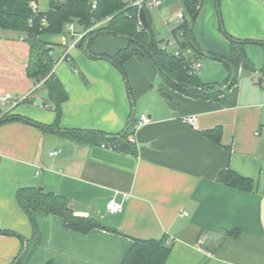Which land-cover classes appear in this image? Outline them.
I'll return each instance as SVG.
<instances>
[{"label": "crops", "instance_id": "crops-1", "mask_svg": "<svg viewBox=\"0 0 264 264\" xmlns=\"http://www.w3.org/2000/svg\"><path fill=\"white\" fill-rule=\"evenodd\" d=\"M53 1L39 0V11H50ZM189 1L163 0L148 11L161 48L174 40L180 13L190 21ZM75 29L86 31L76 23ZM2 31L0 95L14 91L23 100L31 94L32 105L21 102L3 112L7 106L0 103V116H7L0 124V232H6L0 233V264H12L32 235L17 203L25 187L68 199L75 215L95 216L103 227L84 235L65 229L56 216L36 214L42 241L29 264H122L137 240H163L170 249L165 264H264V69L260 89L248 91L237 82L217 99L195 98L169 86L148 54L129 58L122 73L111 60L129 46L120 36L88 39L71 50L70 61L62 60L74 38L65 28L41 37L52 47L50 73L67 94L58 119L48 89L28 74L26 35ZM224 33L249 41L248 57L254 50L260 59L258 48L264 46L252 40H264V0H201L192 26L200 55L192 49L189 59H210L209 69L201 63L196 75L202 84L222 89L230 87V68L223 62L230 41ZM142 115L151 123L138 127ZM189 117L195 125L186 123ZM216 129L222 133L219 143L206 135ZM65 131H131L137 154L76 141ZM228 171L251 181L253 190L222 183ZM112 199L123 205L121 213L107 211Z\"/></svg>", "mask_w": 264, "mask_h": 264}, {"label": "trees", "instance_id": "trees-1", "mask_svg": "<svg viewBox=\"0 0 264 264\" xmlns=\"http://www.w3.org/2000/svg\"><path fill=\"white\" fill-rule=\"evenodd\" d=\"M38 2L39 0H0V30H10L26 35V40L31 48L28 74L35 79L36 84L42 83V86L48 89L58 119L61 116V104L67 99V94L60 82L50 73L52 69L50 55L52 47L48 48L47 43L43 42L41 37L47 34H61L64 32L65 26L71 22H75L81 28L87 30L93 27L94 24L109 19L107 27L88 33L78 43L77 47L82 48L88 39H90V43L93 38H96V35L108 34L128 37L131 39V41H128L129 46L111 59L122 73H124L123 64L129 58L137 53L148 54L146 51L148 49L155 57V62L159 66L165 82L191 97L217 99L237 83L240 67L248 72H256V68L248 58L245 48L249 41L235 39L224 33L225 37L230 41V56L227 61L234 66L236 77L232 85L226 89H222V85L208 86L202 84L196 73L190 74L184 69V66L187 64L184 57H175L172 52L162 50L159 42L151 33L150 23L146 30L139 28L137 17L139 9L130 5L128 0H96L95 2H91V0H63L59 3L53 1L52 8L48 12H40L39 9L36 11L33 7L38 5ZM94 3L96 4L95 8L93 7ZM200 6L201 0H190L186 4L190 19L196 12L197 18ZM146 12L148 15L147 10ZM44 17L47 18V25L42 24ZM178 29L177 27L173 31L174 40L178 43V46L181 49L190 47L195 53L200 55V51H195L196 47L194 48V46H196V43L193 35L189 38V21H186V33L182 41L178 40ZM132 40H136L144 47L142 48L139 44H135ZM252 42H260L264 46V40H252ZM192 43L194 46H192ZM210 56L219 61L226 60L214 54ZM190 59L193 58L190 57ZM231 78L232 71L230 69L227 82H230ZM5 117L7 116L4 115L2 117L0 124L4 121ZM65 132L69 133L76 141L98 142L102 146L120 153L137 154L135 143L129 139L131 131L120 135H105L94 131ZM206 135L219 143L222 133L220 129H216L206 133ZM220 181L230 187L244 191H251L254 188L251 181L240 178L231 171L221 175ZM17 203L30 220L32 235L29 240H24V247L12 264H15L17 261V264H29L35 251L40 246L42 233L36 219V214L38 213H43L45 216H56L62 220L65 229L84 235L94 229L103 228L95 216L82 217L75 215L68 199L54 192H47L44 189L39 190L37 187L21 188L17 193ZM0 233L6 234V232ZM228 235L235 236L237 234L233 232L228 233ZM169 252L170 249L163 240H137L127 253L122 264H165ZM47 264L52 263L49 262Z\"/></svg>", "mask_w": 264, "mask_h": 264}, {"label": "built area", "instance_id": "built-area-1", "mask_svg": "<svg viewBox=\"0 0 264 264\" xmlns=\"http://www.w3.org/2000/svg\"><path fill=\"white\" fill-rule=\"evenodd\" d=\"M63 0H57V2H62ZM129 4L132 6L137 7L139 10L141 8L147 10V11H151L155 8L160 7L163 4V0H128ZM93 7H96V4H93ZM36 11L38 10V6L35 5L33 7ZM137 17H138V26L140 29H143L142 24L139 20V12L137 13ZM109 21V20H108ZM108 21H106L108 23ZM105 21L103 22H99L94 24L93 27L89 28L88 30H86L83 34H78L76 33V29H75V23H68L66 25V30L69 32L70 35H73V43L71 45H65L68 46L66 53L64 54L62 60H66V61H70V52L72 49H74L75 47H77L78 43L88 34L94 31H97L99 29H101V25H104L106 23ZM42 24L43 25H47L48 21L47 18L44 17L42 19ZM185 25H186V19L183 13H180L178 15V25L177 27L178 29V40L182 41V39L185 37ZM177 44V45H176ZM172 45H176L177 49L175 51H173V55L175 57H184L186 59V65L184 66V69L187 70L190 74H194L196 73L200 68H201V63H198L196 60H191L189 59V56L192 53V48H186V49H181L178 46V43L173 40L172 42H168L166 44V46H164L162 48V50L164 51H168V49L172 46ZM26 98V97H25ZM25 98L23 100L21 99H17V100H13V95L12 93H6L5 96H3L0 100V103L2 106H8L9 103H11V108H14L16 106H18L21 102H23L25 100ZM3 116H0V121L2 119ZM186 123H189L191 125H195L196 124V119L195 117H189L188 119L185 120ZM151 123V118H149L146 115H142L140 117V119L137 122L138 127L143 126V125H148ZM59 154L58 151L51 153V156H57ZM107 211L110 214H117V213H121L123 211V205L119 202H117L116 200L112 199L108 202L107 204Z\"/></svg>", "mask_w": 264, "mask_h": 264}, {"label": "rangeland", "instance_id": "rangeland-1", "mask_svg": "<svg viewBox=\"0 0 264 264\" xmlns=\"http://www.w3.org/2000/svg\"><path fill=\"white\" fill-rule=\"evenodd\" d=\"M218 12H220L219 9H218ZM221 27H222V24H221ZM221 29H222V33H223L225 31L224 30V27H222ZM0 31L3 32L2 30H0ZM258 49H261V50H259V53L261 55V58L260 59H257V53L254 52V50L250 51V55L253 58V61L252 62L254 64L256 70L258 71L257 74H256V72L255 73L254 72L253 73L247 72L242 67H240V70L238 72L237 82L239 83V85H243V88L245 90H248V91L251 89V87H254V89H260L259 88V81L263 77V74L262 73H263V69H264V50L262 48H258ZM251 57H248V58L251 60ZM210 61L211 60L208 59V58H202L201 59V63L203 65V67L207 63L208 69H209V63H210ZM216 63H217L216 64L217 67H219L221 69L222 68H225L224 64L219 63V62H216ZM219 71H220V69H219ZM215 73H217V72L215 71ZM197 74L199 75L200 74V71H198ZM5 94L6 93H3L2 95H0V97L1 96H5ZM12 95H13V100L19 99V97L16 96V93L14 91H12ZM30 95L31 94H29L28 97L25 98V100L22 102L21 106L22 105H29L28 103H30V105H32V99H31V96ZM10 105H11V103H9L7 107H2V111L5 112ZM36 106H37V104H36Z\"/></svg>", "mask_w": 264, "mask_h": 264}, {"label": "water", "instance_id": "water-1", "mask_svg": "<svg viewBox=\"0 0 264 264\" xmlns=\"http://www.w3.org/2000/svg\"><path fill=\"white\" fill-rule=\"evenodd\" d=\"M196 15H197V12H196V14L192 17V19H190V21H189V38H191L192 37V26H193V23H194V20H195V18H196ZM139 20H140V22H141V24H142V27H143V29H148V25H149V21H148V15H147V12H146V10L145 9H143V8H141L140 10H139ZM98 35H96L95 37H97ZM120 37L121 38H123V39H125L126 41H131V39H129L128 37H125V36H121L120 35ZM135 44H139L136 40H132ZM139 46H141L142 48L144 47L142 44H139ZM192 46H194V44L192 43ZM194 48H195V46H194ZM146 49V48H145ZM196 49V48H195ZM146 51L148 52V54H149V56L152 58V59H154V61H155V57L153 56V54L151 53V52H149L148 51V49H146ZM224 63H226L227 65H228V67L231 69V71H232V78H231V81H230V83H229V85L228 86H231L232 85V83H233V81H234V79H235V77H236V72H235V69H234V66L231 64V63H229L228 61H223ZM35 103L37 104V105H41L42 106V101H40V100H35ZM42 188L40 187L39 188V190H41ZM26 246H27V244H26ZM18 263V261L15 263V264H17Z\"/></svg>", "mask_w": 264, "mask_h": 264}]
</instances>
